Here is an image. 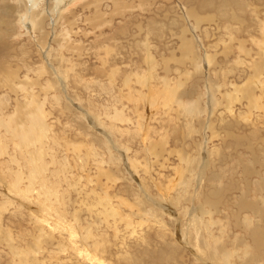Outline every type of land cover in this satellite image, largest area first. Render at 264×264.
<instances>
[{
  "label": "rangeland",
  "instance_id": "374dc122",
  "mask_svg": "<svg viewBox=\"0 0 264 264\" xmlns=\"http://www.w3.org/2000/svg\"><path fill=\"white\" fill-rule=\"evenodd\" d=\"M87 1L100 2L89 6ZM115 1L83 0L70 8L75 15L68 10L59 21L55 0H44V28L35 32L22 15L27 0H0L5 12L0 27L9 34L0 37V47L4 40L11 47L6 56L1 50L0 61L4 57L3 66L18 77L15 90L0 88L5 103L0 147L6 145L4 153L0 148V264H21L25 257L30 264L62 263L53 253L57 245L35 249L38 238L51 237L36 232L39 199L26 191L33 169L40 173L37 188L45 183L57 192L53 217L94 226L113 264H203L182 241L192 215L204 217L202 224L197 219L199 230L212 233L231 254L233 243L250 241L242 228L245 218L264 227L261 217L237 208V196L248 190L244 165L258 169L264 161V68H254L255 62L264 63V0H236L230 7L221 6L226 0H119V6ZM247 90L260 100H250ZM32 115L45 116L38 121L48 129L45 145L26 147L23 133L13 140L6 130L10 120L23 128ZM16 173L23 182L11 193ZM181 185L194 199L180 197ZM250 185L251 193L262 197L256 182ZM199 192L218 205L208 207L197 199ZM143 200L148 203L141 212L155 213L144 222L136 213ZM99 201L108 209L114 203L109 212L118 208L124 215L106 221ZM62 234L55 231L53 241L66 242ZM240 243L243 254L245 242ZM61 256L64 264L84 263L70 251ZM238 257L236 263H264V258L258 263Z\"/></svg>",
  "mask_w": 264,
  "mask_h": 264
},
{
  "label": "bare ground",
  "instance_id": "6f19581e",
  "mask_svg": "<svg viewBox=\"0 0 264 264\" xmlns=\"http://www.w3.org/2000/svg\"><path fill=\"white\" fill-rule=\"evenodd\" d=\"M19 0H17L18 2ZM24 1V0H23ZM43 1L44 3V0H27L26 3V9H25V12L23 15L24 17V20L25 21H31L30 23L32 24V29L37 32L39 30H41L42 28H44V18H45V13L43 12V9L40 7L41 6V2ZM83 0H76L74 3L71 2V0H55V3H56V7H58V10H57V16L61 17L59 18V21L60 19H62L64 17V15L66 14L65 12L68 11V13H71L72 15H75L76 12L75 11H72L70 8H75L76 7V4H78L79 2H81ZM203 1H208V0H202ZM87 2H90V3H87L89 6L90 5H93L95 4L99 6V2H92V1H87ZM201 2V3H202ZM212 3V1H209ZM46 3V2H45ZM119 0L115 1V4L117 6H119ZM234 4H237V1L236 0H226L222 3V7H230V5H234ZM45 6V4L43 5ZM51 6V5H50ZM94 6V7H95ZM97 6V7H98ZM82 7H84L82 5ZM0 26H1V22H3V14H5L4 10L2 12V7H0ZM7 8V7H6ZM65 8V9H64ZM243 8V7H242ZM8 9V8H7ZM92 9V8H91ZM97 9V8H96ZM234 11V8L232 9ZM242 10V9H241ZM90 12V11H89ZM8 13V12H7ZM189 13L194 16L197 21L200 20V16L197 15V11L194 9V8H191L189 10ZM9 14V13H8ZM49 14V12H48ZM223 16H229V17H235L237 16L235 13L233 14H228L226 12H223L222 13ZM54 16V15H53ZM187 16V15H186ZM5 17V16H4ZM239 17V16H238ZM51 18V17H50ZM29 19V20H28ZM237 19V18H236ZM5 21V20H4ZM58 22V21H57ZM48 23V22H47ZM4 27H0V37L4 38V36H9L8 32L5 33L3 31ZM194 29V28H193ZM32 30V31H33ZM6 39V38H5ZM8 39V38H7ZM45 42V41H44ZM188 41H186L187 43ZM9 42H6L5 40L3 41V44L1 45L0 47V52L1 50H4L5 52L7 53H4L5 56L8 54L9 50L11 49V47H9L8 44ZM39 44V43H38ZM189 44V42H188ZM192 45V44H191ZM190 46V45H189ZM185 47H188V46H185ZM192 47V46H190ZM240 47H242L240 45ZM243 48V47H242ZM241 48V49H242ZM187 49V48H186ZM3 51V52H4ZM191 51V50H190ZM262 51V50H261ZM1 52V54L3 53ZM189 52V51H188ZM248 52V51H247ZM61 53V52H60ZM9 55V54H8ZM198 56V55H197ZM61 57V56H60ZM3 60H4V57H2ZM208 58L210 59L209 62H212V58L210 56H208ZM254 59V58H253ZM256 59V58H255ZM2 60V61H3ZM208 60V59H207ZM2 61H0V88L2 89L3 87H9L10 90H15V84L17 82V75L15 73V70L14 69H11V67H4L2 63ZM6 63V62H5ZM8 63V61H7ZM9 64V63H8ZM197 64V63H196ZM10 66H12L11 64H9ZM8 65V66H9ZM197 66V65H196ZM195 66V67H196ZM254 68L255 69H262L264 68V63H262V60L259 61V62H255L254 63ZM4 72L6 73L5 77L3 75L4 78H2V74H4ZM42 72V71H41ZM40 73V71H39ZM30 79V78H29ZM30 81V80H29ZM140 81V80H139ZM169 83V82H168ZM171 83V82H170ZM165 84V83H164ZM249 85V84H248ZM259 85V84H258ZM264 85V84H263ZM178 87V86H177ZM235 87V92H238L237 90L238 87H237V84L234 85ZM218 88V87H217ZM18 89V88H17ZM167 89V88H166ZM251 89V86L250 88ZM253 89V88H252ZM19 90V89H18ZM172 90V89H171ZM169 91V90H168ZM251 91V90H250ZM250 91L247 90L248 95L251 96L250 97V100H254V102L256 103V101H259L260 100V97L258 98L257 97V93L252 91V93H250ZM26 92V91H25ZM239 94V92H238ZM237 94V95H238ZM169 95V94H168ZM178 95V94H177ZM31 96V95H30ZM144 96V95H143ZM36 97V96H35ZM237 97V96H236ZM235 97V98H236ZM239 97V96H238ZM17 100V99H16ZM219 101V100H218ZM184 102V101H183ZM36 103V102H34ZM229 103V102H228ZM260 103V102H259ZM5 104L3 100H0V111H1V106ZM37 104V103H36ZM39 104V103H38ZM220 104V103H219ZM184 105V104H182ZM255 105V104H254ZM262 105V104H261ZM35 107H37L36 105H34ZM40 106V105H39ZM228 106V105H227ZM230 107V106H229ZM39 108V107H37ZM183 108V107H182ZM261 108V107H260ZM186 110V109H185ZM194 110V109H193ZM35 111V110H34ZM40 111V110H39ZM44 111V110H43ZM180 111V110H179ZM21 112V111H20ZM33 112V111H32ZM182 112V111H181ZM186 112L188 113H191V109L189 110H186ZM37 113V112H36ZM34 113V114H36ZM41 113V112H40ZM44 113V112H43ZM193 113V112H192ZM39 114V113H38ZM37 114V115H38ZM185 116V115H184ZM43 117H45L44 115L41 117L40 115L39 116H30L28 118V120L26 121L27 122V125L28 127H26L25 125H23V128H18V127H14L13 125H15L14 123L12 124L10 120V124H7V132L9 135L12 136L13 140H14V137H17V136H20L19 134L23 133L24 134V139L26 141H23L26 143V147H30V145H34L36 142H41L44 144V142L46 141V139L48 138V129L45 128L44 126L41 127L39 124V122L41 121V123L44 121ZM14 118V115L13 116H10V119ZM43 118V119H41ZM14 120V119H13ZM35 120L36 121V124H35ZM39 121V122H38ZM210 120H208L209 122ZM212 121V120H211ZM249 123V122H248ZM48 127V126H47ZM50 131V130H49ZM22 134V135H23ZM31 136V138H30ZM22 137V136H21ZM11 138V139H12ZM17 139V138H16ZM12 140V141H13ZM24 143V144H25ZM47 143V142H46ZM51 144V143H50ZM15 145V144H14ZM45 145V144H44ZM47 145V144H46ZM25 146V145H24ZM48 146V145H47ZM254 147V146H253ZM2 152L4 153V150L6 149V145L4 144L3 142V145L0 147ZM39 151L42 153L43 149H42V146L39 145ZM26 152V151H25ZM255 152V151H254ZM257 154V153H256ZM260 154V153H259ZM12 155V154H11ZM24 155V154H23ZM13 159V158H12ZM30 159V158H29ZM11 160V159H10ZM35 160V159H34ZM34 160H28V163L29 164H33L34 163ZM40 160H43V157L40 158ZM130 160V159H129ZM133 160V159H132ZM131 160V161H132ZM14 162H17L19 163L20 161L17 160V159H13ZM23 161V160H22ZM136 162V160H135ZM130 163V161H129ZM132 163V162H131ZM161 163V162H160ZM245 164V163H244ZM36 166V165H35ZM131 166V165H130ZM132 166H133V163H132ZM131 166V167H132ZM245 168L243 171V176L246 177V184H247V193L245 192L240 198L239 196H237V201L239 203V205H237V208L240 212H249L250 214H253L252 216L254 217H261V220H264V178H263V175H264V161H261L260 163V166L258 169H256V167H249V166H246L244 165ZM134 167V166H133ZM165 168V167H164ZM133 170V169H132ZM38 171V170H37ZM37 171H35L34 169L32 171H30V175L28 176L29 177V181L30 184L27 186V194L29 193H32V195H37L38 197V204H39V210H40V213L39 215L37 214V216H33L34 217V223H35V227H36V232H41V233H46L48 232L50 237H51V240H48V239H45V238H38L36 240V246L37 248V251L39 250V252H42V250H45V249H48L50 246H52L51 248H53L55 245H57V250L56 251H53V253L57 254V259L58 261L62 262L61 264H64L63 263V260H61L60 256H61V253H65V252H68L69 254V251L71 253H73L78 259V258H81V260L84 262L83 264H113V263H110L107 261V258L105 257L106 255L104 254V250L106 248V245H104V237L102 238L101 236L99 237L98 235L95 236L94 234V229L93 227L90 225H88V222H86V226L83 222L79 220H77V222L75 221L74 223H70L69 220L65 219L64 218V215H61V216H57V218H54V213L52 210V198L55 197L57 195V192H51L50 190H48V188L46 187V184L45 183H40L39 186L41 189L37 188L38 185H36V177L38 176V174L40 175V173L37 174ZM135 171V169L133 170ZM137 171V169H136ZM135 171V174L138 173V171L136 172ZM238 171V170H237ZM197 172V171H196ZM234 172V171H233ZM13 173V172H12ZM18 176H16L17 178V181L12 185L10 186L9 189H11L12 187H15V190H13V192L11 193H18L20 190H19V183L23 182L22 180V175H20L19 173H16ZM137 175V174H136ZM190 175V174H189ZM42 176V175H41ZM113 176V175H112ZM138 176V175H137ZM213 178V177H212ZM240 178V177H239ZM254 178H257L255 181H253ZM154 179V178H153ZM184 179V178H183ZM193 179V178H192ZM206 179V178H205ZM15 181V180H14ZM254 182H256V185L258 186L257 187V190L255 191L256 193H260L262 195V197L260 196L259 198L256 197L255 194L251 193V191L249 190V188H251L252 186L250 184H254ZM12 183V182H11ZM184 183V182H183ZM182 183V185H183ZM159 184V183H158ZM21 185V184H20ZM181 185V189H182V192H183V195H181L180 197L183 198L185 197V195H189L188 197L189 200L191 199H194V196L193 195H190L188 194V192L186 191V188L185 187H182ZM188 185V184H187ZM218 185V184H217ZM245 185V184H244ZM147 187V186H146ZM189 187V186H188ZM201 187V186H200ZM241 189H242V186L240 185ZM239 187V188H240ZM244 187V186H243ZM56 188V187H55ZM164 188V187H163ZM245 188V187H244ZM22 189V188H20ZM243 190V189H242ZM25 191V190H24ZM250 191V192H249ZM146 193V192H145ZM163 193V192H162ZM197 193V192H195ZM213 194H215L214 192H212ZM241 193H243L241 191ZM59 194V193H58ZM193 194V193H192ZM208 195V194H207ZM210 195V194H209ZM208 195V197H209ZM26 198V196H24ZM197 197V196H196ZM200 197L203 198V195H201V193L199 192L198 194V198L199 199ZM206 197V198H203V201L205 202V204L208 206V207H212L215 208L216 205H218V200L216 202H214V200H211L212 198L211 197ZM250 197H253V199ZM45 198V202L43 201V199ZM57 198V197H56ZM145 198V197H144ZM150 198V197H149ZM186 198V197H185ZM215 198V197H213ZM59 199V197H58ZM164 199V198H163ZM201 199V198H200ZM199 199V200H200ZM56 200V199H55ZM148 200V199H147ZM146 200V201H147ZM179 200V199H178ZM177 200V201H178ZM60 201V200H59ZM111 201V200H110ZM124 201V200H123ZM127 201V200H126ZM140 201V199H139ZM182 201V200H181ZM220 201V200H219ZM56 202V201H55ZM58 202V201H57ZM61 202V201H60ZM114 202V201H113ZM112 202V203H113ZM152 202V201H151ZM166 202V201H165ZM194 202V201H193ZM36 203V202H35ZM128 203V201H127ZM140 203V202H139ZM148 202H145L144 200L142 201L141 204H139L138 208H136L135 206H137L138 203H134L136 204L134 207L136 208V210L138 209V212H136L137 214L140 213L141 216H139L140 218H142L141 220L143 221V219H150V217H154L155 218V213L154 215H150L149 213L147 212H141L143 210L142 207V204H146ZM176 203V202H175ZM62 204V203H61ZM98 204L102 205L104 207L103 211L105 214V219L106 221H108V217L109 216H112L115 218L116 220V217L118 216L120 218V216L124 215V214H121L120 211H118L117 209L113 212H109V211H112L115 207L113 206L112 204V207L111 209H108V205L107 203H102L101 201L98 202ZM116 204V203H115ZM120 204H123L120 202ZM152 204V203H151ZM63 205V204H62ZM129 205V204H128ZM167 205V203H166ZM170 205V204H169ZM198 205V204H197ZM64 206V205H63ZM177 206V205H176ZM179 206V205H178ZM130 207V206H129ZM133 207V206H132ZM131 207V208H132ZM164 207V205H160L159 208L157 209H162ZM61 208V206L59 207ZM96 208V207H95ZM100 208V207H99ZM134 208V209H135ZM168 208V207H167ZM197 208V207H196ZM63 209V208H62ZM98 209V207H97ZM133 209V210H134ZM156 209V210H157ZM217 209V208H216ZM58 210V209H57ZM56 210V211H57ZM92 210V209H91ZM132 209L131 211L134 212ZM214 210V209H213ZM61 211V209H60ZM100 211V210H99ZM140 211V212H139ZM144 211V210H143ZM158 211V210H157ZM160 211H163L160 210ZM59 212V210H58ZM63 212V211H62ZM94 212V210H93ZM184 212V211H183ZM99 213V212H97ZM127 213V212H126ZM159 213V212H158ZM210 214V211L208 212ZM133 214V213H132ZM159 214H162V213H159ZM185 214V213H184ZM248 214V213H247ZM246 214V215H247ZM126 215V214H125ZM198 215V214H197ZM196 215V217H197ZM121 216V217H122ZM213 214L211 215V218H212ZM196 217H190L191 218V221H190V225L188 226L189 228L187 230H184V234H183V238H182V241L184 244L189 245V248L191 247L194 251H195V254L197 255V260L200 261V263L202 262L203 264H242L241 262L240 263H236L238 261L235 260V257L239 258L238 256L240 257H243L241 261H243L244 258H247L249 257V259L247 260L248 262H250V258H252L253 260L255 259H261V258H264V227L263 226H260L258 225L259 223H255L254 221V224H253V220L255 218H253L252 220V217L251 219L248 217V218H245V220L243 221V225H242V228H244L246 230V232L249 233V238H250V241L248 239L243 238V240L239 241V242H245V243H242V246H246V250H244L243 254L240 253V251L237 249V246L239 245V242H238V245H235L237 243H233L234 247H236L235 251L231 253H229V251H226L225 249V245L224 244H219V240L218 238H216L212 233L211 234H205V233H202L200 230H199V221L200 223L202 224L201 220H203L204 217H199L196 218ZM199 221H198V220ZM259 219V218H258ZM122 220V219H121ZM124 221H126V225H127V218L123 219ZM256 220V219H255ZM260 220V219H259ZM123 221V222H124ZM129 221V220H128ZM176 221V220H175ZM144 222V221H143ZM205 222V221H204ZM203 222V223H204ZM238 222V221H237ZM263 222V221H262ZM125 223V222H124ZM129 223V222H128ZM131 223V222H130ZM212 223V221H210V224ZM240 224V222H238ZM238 223H236L237 225H239ZM95 224V223H94ZM141 224V223H140ZM261 224V223H260ZM264 224V223H262ZM120 225V224H119ZM131 225V224H129ZM205 225V224H204ZM96 226L99 227L98 225V222L96 221ZM109 227H112V225H108ZM200 226V225H199ZM241 226V225H240ZM2 228V226L0 225V229ZM95 228V227H94ZM241 228V229H242ZM5 229V228H4ZM201 229V228H200ZM203 229V228H202ZM135 230V229H134ZM133 230V232H134ZM238 230V229H237ZM244 230V231H245ZM55 231H59L60 232V235L61 233H63L62 235L63 236H60V237H63L65 239L66 242L64 241H53L54 239V232ZM97 231V230H96ZM95 231V232H96ZM236 231V229H235ZM84 232V233H82ZM100 233V232H97V234ZM217 233V232H216ZM226 234V233H225ZM224 234V235H225ZM231 234V233H229ZM233 234V233H232ZM235 234V233H234ZM234 234L232 236H234ZM248 235V234H247ZM12 236V234H10V237ZM56 236V235H55ZM236 236V235H235ZM228 237V236H227ZM238 237V236H237ZM241 238V237H239ZM248 238V237H247ZM61 239V238H60ZM59 239V240H60ZM63 239V240H64ZM214 241H213V240ZM235 239V238H234ZM55 240V239H54ZM236 240V239H235ZM239 239H237L236 241H238ZM240 243V244H241ZM246 244V245H244ZM15 245V243H14ZM47 245V246H45ZM8 246V245H7ZM241 246V245H239ZM23 247V246H22ZM105 247V248H104ZM248 247L250 248V250L248 249ZM9 248V247H8ZM40 248H43V249H40ZM56 248V247H55ZM70 248V249H68ZM179 248V247H178ZM241 248V247H240ZM17 249V247L15 248ZM20 249V248H18ZM174 249V248H173ZM9 250V249H8ZM21 250V249H20ZM25 250V249H24ZM256 250V251H255ZM35 251V250H33ZM179 251V250H178ZM253 251V252H252ZM177 252V251H176ZM158 253V251H157ZM160 253V251H159ZM158 253V254H159ZM166 253V252H165ZM12 254V253H11ZM17 254V253H16ZM19 254V253H18ZM164 253H162L163 255ZM178 254V253H177ZM184 254V253H183ZM23 255V254H22ZM161 255V256H162ZM14 256V255H13ZM21 256V254H20ZM20 256H16L15 257H20ZM160 256V255H159ZM159 256H156V257H159ZM168 256V255H167ZM170 256V255H169ZM181 256V255H180ZM62 257V256H61ZM70 257V256H69ZM14 258V257H13ZM163 258V257H162ZM165 258V257H164ZM171 258V257H170ZM180 258V257H179ZM184 256L182 257L181 256V259H183ZM23 259V258H22ZM21 259V260H22ZM35 259V258H34ZM161 259V258H160ZM19 260V259H18ZM17 260V261H18ZM29 258L28 257H25L24 260H22L23 262H21V264H30L29 262ZM134 260V259H133ZM132 260V261H133ZM162 260V259H161ZM160 260V261H161ZM196 260V261H197ZM246 260V259H245ZM244 260V261H245ZM256 260V261H257ZM13 261V260H12ZM32 261V260H31ZM78 261V260H77ZM153 261V260H152ZM163 261V260H162ZM161 261V262H162ZM243 261V262H244ZM130 262V261H129ZM137 262V261H135ZM198 262V261H197ZM19 263V262H18ZM247 262H245L246 264ZM256 263V262H254ZM253 263V264H254ZM258 263H259V260H258ZM129 264V263H128ZM140 264V263H139ZM142 264V263H141ZM156 264V263H155ZM199 264V263H198ZM248 264V263H247ZM257 264V263H256ZM264 264V263H262Z\"/></svg>",
  "mask_w": 264,
  "mask_h": 264
}]
</instances>
